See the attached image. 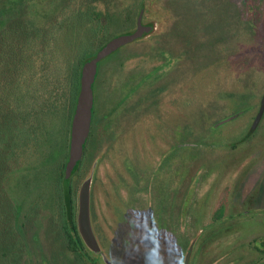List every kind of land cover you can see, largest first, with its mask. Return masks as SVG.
Masks as SVG:
<instances>
[{
  "label": "rangeland",
  "instance_id": "obj_1",
  "mask_svg": "<svg viewBox=\"0 0 264 264\" xmlns=\"http://www.w3.org/2000/svg\"><path fill=\"white\" fill-rule=\"evenodd\" d=\"M30 4L36 25L63 26V55L46 58L34 48L23 76L0 95V138L15 130L9 162L0 154V177L9 176L26 231L21 249V241L5 239L0 220V264H146V256L163 264H264V0ZM92 61L95 122L70 172L84 242L74 253L63 239L61 179ZM76 62L74 102L55 69ZM38 83L52 98L45 95L41 108L32 98L19 110L16 98ZM86 184L96 249L79 226Z\"/></svg>",
  "mask_w": 264,
  "mask_h": 264
},
{
  "label": "trees",
  "instance_id": "obj_2",
  "mask_svg": "<svg viewBox=\"0 0 264 264\" xmlns=\"http://www.w3.org/2000/svg\"><path fill=\"white\" fill-rule=\"evenodd\" d=\"M34 0H0V95L6 93V88L13 85V82L23 76L22 67L26 61V54L34 48L41 47V53L46 58L62 57V50L59 42L63 41L61 31H64L62 25L53 27L38 26L33 21L32 6L30 4ZM244 4L248 6L249 0H243ZM69 28H66V31ZM94 29L87 28L85 34V44L88 50L93 46ZM60 61V58H58ZM81 63V62H80ZM74 63L72 67L68 65L61 66L59 64L55 69L56 76L61 81V86L74 93V102L78 96L81 77V65ZM79 64V65H78ZM79 66V67H78ZM16 77V78H15ZM67 77V79L65 78ZM65 78V80H64ZM15 79V80H14ZM62 79V80H61ZM149 78L142 79L139 83L140 86L144 85ZM56 91L53 89V92ZM51 92H46L45 86L38 83L37 86L28 87L17 98L19 110L23 111L28 108L29 101L35 97L42 100L43 103L38 104V107H44V96L47 95L48 100L51 99ZM75 104H73L74 106ZM95 122V115L93 113L90 125V131L93 130ZM91 133V132H90ZM15 130L14 128H5L2 131L0 138V154L3 153L6 162H9L12 157V145L14 143ZM1 156V155H0ZM8 158V159H7ZM1 160V159H0ZM69 163V160H68ZM67 163V166H68ZM80 168V162L77 169ZM76 169V168H75ZM67 170V167H66ZM73 177L74 174L65 173L62 175V198L64 201L65 211L69 216L68 222L63 226V239L65 247L70 252H78L84 247V242L79 234L78 225L74 219L73 214ZM11 181L8 174L0 177V220L6 223L7 227L4 228L3 235L6 240L13 242L20 241L23 243L22 248L26 247L23 242L25 240L26 231L24 229V218L22 215L21 204L12 198L10 195ZM17 249V248H16Z\"/></svg>",
  "mask_w": 264,
  "mask_h": 264
},
{
  "label": "water",
  "instance_id": "obj_3",
  "mask_svg": "<svg viewBox=\"0 0 264 264\" xmlns=\"http://www.w3.org/2000/svg\"><path fill=\"white\" fill-rule=\"evenodd\" d=\"M121 40L124 41V38H119L109 43L108 46L101 51L99 56H103L112 51L116 46L119 45V43H121ZM95 74L96 61H92L86 65L82 75V89L74 119L75 140L71 147V156L67 166L68 175L75 164L80 160L83 151V144L87 134L89 133L92 107V86ZM79 226L81 235L83 236L85 242L92 249H96L97 242L89 219V184H86L81 191Z\"/></svg>",
  "mask_w": 264,
  "mask_h": 264
},
{
  "label": "clouds",
  "instance_id": "obj_4",
  "mask_svg": "<svg viewBox=\"0 0 264 264\" xmlns=\"http://www.w3.org/2000/svg\"><path fill=\"white\" fill-rule=\"evenodd\" d=\"M146 264H163L162 258H153L151 256H146Z\"/></svg>",
  "mask_w": 264,
  "mask_h": 264
}]
</instances>
